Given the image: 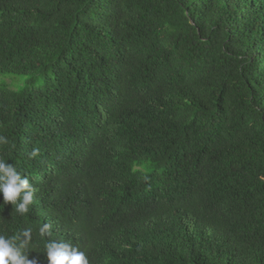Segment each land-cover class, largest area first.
Listing matches in <instances>:
<instances>
[{
  "label": "trees",
  "instance_id": "1",
  "mask_svg": "<svg viewBox=\"0 0 264 264\" xmlns=\"http://www.w3.org/2000/svg\"><path fill=\"white\" fill-rule=\"evenodd\" d=\"M0 137L37 264H264V0H0Z\"/></svg>",
  "mask_w": 264,
  "mask_h": 264
},
{
  "label": "clouds",
  "instance_id": "2",
  "mask_svg": "<svg viewBox=\"0 0 264 264\" xmlns=\"http://www.w3.org/2000/svg\"><path fill=\"white\" fill-rule=\"evenodd\" d=\"M7 143L6 138L0 137V144ZM30 158L39 155V149L33 148ZM34 191L27 175L22 176L16 167L0 158V194L3 205L11 204L20 216H28L34 200ZM2 207V206H0ZM52 225L44 223L38 228V235L45 240L44 249L48 264H89L85 252L64 241L46 239L53 235ZM32 241V230L24 229L11 235L0 234V264H37L35 259H29L25 251Z\"/></svg>",
  "mask_w": 264,
  "mask_h": 264
}]
</instances>
